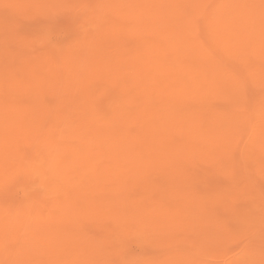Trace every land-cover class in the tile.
I'll use <instances>...</instances> for the list:
<instances>
[{"label": "bare ground", "instance_id": "bare-ground-1", "mask_svg": "<svg viewBox=\"0 0 264 264\" xmlns=\"http://www.w3.org/2000/svg\"><path fill=\"white\" fill-rule=\"evenodd\" d=\"M127 2L132 9L131 14L138 16V19L132 30L122 33V37L131 38L133 46L118 60H114L115 54H109L108 50L106 53L99 51L96 57L91 58L92 62L86 60L91 63L80 70V73L70 71L66 77L63 75L66 83L62 84L63 87L59 95L57 94V109L37 110V78L15 79L10 90L18 91V95H14L15 99L10 100L7 106L0 99V181L4 175L3 178H7V172L22 160L16 155L17 148L28 144L31 149H35L33 151L36 154L37 149L43 151L45 156L42 152V159L45 160L42 162L52 166L49 167L50 171L48 170L50 181L46 182L49 184L47 189L70 186L66 193L64 192L65 197L56 199L57 197L53 196L54 205L58 210L57 216L56 213H51L42 217L43 214H37V211L28 221V244L32 249L28 246L31 255L27 257L29 260L26 264H132V261L129 262V259L123 257L119 263L114 261L119 251L117 242L122 237L127 240L133 234L148 232L155 233L164 241V251H171L161 257H156L155 253V256H148L146 252L149 251H140L146 256L141 255L143 259L137 261L138 264H202L200 255L194 253V249L182 251L180 246L182 252L172 251L175 244L174 232L180 231V222L189 223V226L194 220L212 222L214 218H211V212L225 205L224 200L212 198L211 195L210 199L204 200L201 188L195 186V179L202 177L206 184H213L212 182L218 181L220 177L229 181L237 164L246 172L251 161L254 165L259 163V167L264 168V92L256 103H249L246 96L247 91H264V0H223L216 4V10H212V18L210 16V19L205 20L201 31L197 21L200 20L199 16L206 18L201 11L206 8L208 0ZM22 6L21 8L25 9ZM101 8L103 9L102 5ZM99 18L101 20V16ZM95 23L94 25H97V22ZM106 25L108 28V24ZM144 35L151 36L154 46L148 47L149 43L141 40ZM110 36L115 38L113 29ZM4 42L3 38L2 43ZM141 50H145L143 55H139ZM247 53L253 55L252 59L249 58V64L252 65L250 80L248 77L238 76V71H234L232 64H235L234 61H246ZM52 71L57 72L54 69ZM83 76L85 78L81 79ZM9 77L15 78L14 75ZM104 79L113 80V84L107 86L108 92L113 91L115 95L117 90L123 94L120 97L117 95L118 99L115 95V102L112 101L100 110L98 105L101 104H97L100 102H96L94 97L99 92L105 94L106 88L100 85L96 87L94 82ZM24 84L25 88H22ZM28 86L31 91H25ZM111 97L108 99H113ZM17 98L20 101L16 100ZM24 100L26 102L23 104ZM13 103L16 105L13 106ZM256 110L261 113L255 117ZM64 125L66 130L62 129ZM243 137L250 142L251 151L255 150L256 159L245 155L248 143H241ZM233 151L239 153L238 161L236 156L231 154ZM242 189L244 190V187ZM244 196L243 198H246ZM221 209L225 212L224 208ZM8 215L4 208L0 209V238H5L12 232L13 227L9 219L12 216ZM54 215L55 217H52ZM22 216L18 220H21ZM89 223L98 224V235L87 237L89 234L85 226ZM132 223L137 225L133 226ZM214 231L217 234L214 240L221 238V241L224 229L214 227ZM118 232L123 235H117ZM205 233L206 237L211 236L207 231ZM18 241L20 243V240ZM208 241L207 238L195 240L198 246ZM12 242L15 245V241ZM8 246H13V243ZM151 247L153 249V246ZM203 248L205 247L201 246V249ZM250 248L252 247H249V250ZM161 251L164 252L163 249ZM2 252L0 264H11ZM24 257L21 259L24 260ZM263 257L260 255L258 259Z\"/></svg>", "mask_w": 264, "mask_h": 264}, {"label": "rangeland", "instance_id": "rangeland-1", "mask_svg": "<svg viewBox=\"0 0 264 264\" xmlns=\"http://www.w3.org/2000/svg\"><path fill=\"white\" fill-rule=\"evenodd\" d=\"M51 1L52 2L54 1V2L52 3ZM51 1H48V0H35V1H33V0H23V1L19 0V2H18V0H11V1L0 0V14H1L0 15V58H1L0 59V77H1L0 78V99L6 103V106L10 100L15 99L14 95H16V94L18 95V93H19L18 91H11L10 90L11 88H13L14 80L15 79H24V78L28 77L30 79L32 78V80L37 78V82H36V85H37V110L38 109L41 110L44 108H45L44 109L45 111L46 110H55V108L56 109L58 108L57 105L59 103H58L57 98H58V95H59V93L63 87L62 84L66 83V81L63 79V75L66 77L67 74L70 73V71H73V72L76 71L75 74L80 73V70H83L89 63H91L92 62L91 58L93 59V57H96L97 53L99 51L106 53L108 50L109 54L111 52L115 54V56H114L115 58H113V59L118 60V59H121L120 57L122 56L123 53H125L127 50H129L131 48V46H133L132 45L133 41L131 40V38L122 37V35H124L122 33L127 32V31L129 32L132 30L136 20L138 19V16L131 14L132 9L129 6L127 0H114V1L113 0H78V1L77 0L76 1L71 0L73 2H70V0H66L64 2H62L61 0H51ZM222 1L223 0H218V1L217 0H214V1L208 0V2H206V8L201 11L203 16L206 18H203V17L201 18V16H199L200 20L197 21L200 31L202 30L203 26L205 25L204 23H206V21L208 19L212 18V15L214 14V11L216 10L215 6L220 4ZM42 2H44V3H42ZM60 2H62V3H60ZM74 2H75V4L77 3L76 6H75ZM19 3H21V5ZM41 3L44 5H42ZM48 3L49 4L51 3V4L49 5ZM63 3L65 4V6ZM27 4H28V6H27ZM60 4H63V5H60ZM207 4H209V5H207ZM210 4H211V6H210ZM101 5H102L103 9L101 8ZM109 5H111V6H109ZM17 6L19 7V11H18ZM21 6L24 7L25 9H22ZM42 6H45V7H42ZM208 6H209V8H208ZM28 7L30 10L28 9ZM39 7H40V9H38ZM41 7H42V9H41ZM98 7H100V8H98ZM12 8H14V9L12 10ZM110 9H112V10H110ZM212 10H214V11H212ZM110 11H111V13H110ZM119 11H120V14H119ZM26 13H28V14H26ZM35 13H37V14H35ZM100 16H101V20L99 18ZM7 18H9V19H7ZM187 19L190 20L189 17H187ZM187 19H185V20L187 21ZM14 20L16 21L15 24H14V22H15ZM33 20H35V21H33ZM89 21H90V24H89ZM201 21H203V22H201ZM95 22H97V25H94V24H96ZM102 23H104V24H102ZM85 24H86V26H84ZM106 24H108V28H107ZM202 24H204V25H202ZM9 25H11V26H9ZM6 26H7V28H6ZM22 28H24L25 30ZM123 28H125V29H123ZM112 29L114 32V37H115L114 39L111 38V36H110V31H112ZM107 30L109 33H107ZM89 33H91V34H89ZM6 35H7L8 39L6 38ZM21 35L22 36L24 35V36L22 37ZM24 37H26V39ZM3 38L5 41L4 43H2ZM22 38H23V40H22ZM82 38L85 41H87L88 43L85 42L84 40H82ZM5 39L7 40V42ZM24 39H25V41H24ZM114 40H115V42H114ZM141 40L145 41L147 44L149 43L148 47L154 46V41L151 42L153 39L151 38L150 35L142 36ZM9 43L10 44L12 43V44L10 45ZM13 43H15L17 45H15V44L13 45ZM23 44H25V45L23 46ZM75 44H77V45H75ZM8 45H10L11 47ZM26 47H27V49L25 50L24 48H26ZM148 47H146V48H148ZM144 51L145 50H141L139 52V55H143ZM59 53H61V54H59ZM68 54H70V55H68ZM249 54H250V56H249ZM251 56L253 57L252 53H247L246 54V58H247L246 61H244V60L234 61L235 64L232 62L233 67L235 69L234 71L235 72L238 71L236 73V74H238V76H244V77L249 78V75L251 74V66H252L251 63L249 64L250 59H252ZM51 58H52V60H51ZM86 60H90L91 62L86 61ZM71 61H72V63H71ZM236 62H239V63H236ZM52 63H53V66H52ZM64 63H66V64H64ZM234 65H236V66H234ZM5 67H6V70H4ZM248 67H249V69H248ZM24 69H25V72L23 71ZM53 69L56 70L57 72L52 71ZM1 70H3V71H1ZM8 71H9V73H7ZM58 73H59V75H58ZM10 75H14L15 78H13V79L10 78L9 77ZM80 78L83 79V78H85V76L80 77ZM104 80H99V81L95 80V82H94L96 87H99V85H100V87L104 86L103 88L104 89L106 88L105 94L101 93L102 94V96H101V94L99 92V94H96V96L94 97L96 102H100L97 104H101V105H98V108L101 107L100 110L105 108V106L110 105V103H112V101L118 99L117 95H119V97H120L123 94V93L121 94L122 91L116 90L115 91V93H116L115 95L117 96V98H116L113 91H111V90H110L111 92L107 91L108 90L107 86L112 85L113 80H110V79H109L110 81L109 80L104 81ZM249 80H250V78H249ZM23 81H25V80H23ZM44 81H46V82H44ZM22 88H25V84L23 85ZM25 91H31V88L28 86L25 89ZM42 91H44V92H42ZM56 92H58V93H56ZM106 92H108V94ZM112 92H113V94H112ZM263 92L264 91H250V92L247 91L246 96H247V98H249L248 99L249 103L250 102L251 103L252 102L253 103L259 102L258 99H259V97H261L260 94L261 93L263 94ZM11 93H13V94H11ZM252 94L253 95L255 94V95L253 96ZM103 95H105V96L103 97ZM111 96H113V97H111ZM110 97L113 99H108ZM255 97H258V98H255ZM28 98H29V96H28ZM114 98H116V99H114ZM107 99H108V101H107ZM16 100L20 101V99H18V98ZM106 101L107 102L110 101V102L107 103ZM25 102H26V100H24L23 104ZM105 103H106V105H105ZM45 104H46V106H45ZM15 105H16V103H13V106H15ZM102 106H104V107H102ZM100 112H102V111H100ZM260 113L261 112H258L256 110V111H254V116L256 117ZM255 122H256V120H255ZM59 129H61V128H59ZM62 129L66 130V126L64 125V127H62ZM1 133H2V123L0 122V139H1ZM64 134H66V133H64ZM243 138H242L243 140H241V143H243V144L245 142L248 143L245 155L251 156L250 157L251 159H256L255 156H257V155H256L255 150L251 151L250 142L246 140L247 138L246 139H245V137H243ZM59 140H63V138L62 139L59 138ZM247 149L250 151H248ZM33 150H35V149H33V147L31 149V147H29L28 144L19 146V148H17V150H16V155L18 154L20 159H22V160L15 166V168H12V170L10 172H7V174H8L7 178L5 177V179H4L3 178L5 176L4 175L0 181V209L4 208L6 211V214L7 215L9 214L8 216H12V218L9 217V219L11 220V223H12L11 226L13 227L12 232L9 236H7L5 238H0V252L3 251L2 253L5 254V259L7 257L6 260H8L11 264H20V263L26 264V262H28V260H29V259H27V257L28 256L30 257V255H31V253L29 254V252H31V251L28 250L29 247L32 249V246L28 244L29 240H30L28 232H27L28 221L30 219H32V216L34 214H36L37 211H38L37 214H41V213L43 214V215L41 214L42 217H46V215L49 216V215H51V213L52 214L56 213L55 215L57 216L58 210H57V207H55V205H54V200L56 197H57L56 199H58V198L61 199V198L65 197L64 194L66 193V189L70 188V186L68 185L67 188H60L59 187L55 190L47 189V187H49V184H47L46 182L50 181V177L48 176V174H49L48 170L50 171L49 167L52 168V166H50L46 162H45L46 164L44 162H42V160H45V158L42 159L43 158V156H42L43 151L40 152L37 149V154H36V153H34L35 151H33ZM231 154L235 155L236 161H238L237 159L239 158V153L237 151H233ZM43 155H44V152H43ZM41 162H42V164H41ZM258 164L254 165V163H252V161H251V163L249 162L246 172L242 169L240 164H237V168L234 169L233 176L231 177V179H229V181L226 178L220 177L221 179H219L218 181L216 180V181L212 182L213 184H211V182H209V181H208L209 183L206 184V183H204V179L202 177H198L197 179H195V186H197L199 189L201 188V190H202L201 196L203 197L204 200L210 199L209 195H211L210 197H212V198L213 197L219 198L220 201L224 200L225 205L222 207H219L217 210L211 212V218H214L212 220V222L207 220V221H205L206 223H204V221H202L201 219L193 221L190 219L188 220V218H186V220H188V221H193V223L190 224V226L192 228L189 226V223L185 224L183 222L181 224V222H180L179 224L182 228H180V226H179L180 231L176 230L174 232L175 244H174L172 251L182 252V251H184V249H194L193 252L194 253L196 252L200 255V257H201L200 259H202V264H221V263L222 264H229L230 262H231L230 264H248L249 261H254L256 264H260L261 260L262 259L264 260V257H263L264 256L263 255L264 254V180H263L264 168H262L263 166L259 167L261 165L260 164L258 165ZM248 168H250V169H248ZM251 168H252V170H251ZM237 171H238V174H237ZM241 171H242V173H241ZM36 172H38V173H36ZM251 174H252V177H251ZM240 177H241V181L242 182L244 181L243 182L244 184H242V182L240 181ZM247 179L250 180V182ZM261 179H262V181H261ZM231 180L233 181L232 183H231ZM220 182L222 183V185ZM256 182H258L259 184H257ZM239 183H240V185H239ZM228 185H230V186H228ZM259 185L261 188H259ZM206 187L208 189H206ZM229 187H230V189H229ZM231 187H233V188H231ZM242 187H244V190L242 189ZM226 188L228 189V191ZM222 189H225V191ZM231 189H233L234 191ZM239 189L241 191H238ZM60 192H61V194H60ZM204 192H206V193L204 194ZM241 193L243 196L245 195L244 197H246L247 199L243 198ZM212 194H213V196H212ZM57 195H59V196H57ZM234 195H236V196H234ZM53 196L54 197L56 196V197L53 198ZM224 197H226V199ZM258 197H260L259 200L257 199ZM48 198H50V200ZM238 199H239V201H238ZM42 202H44V203H42ZM260 204H262V205H260ZM36 207L38 209H36ZM221 208H224L225 212H223V210ZM236 208H237V210H236ZM226 212H230V213H226ZM29 213H31V214L29 215ZM225 213L227 214V216ZM245 213H246V215H245ZM55 215L52 217H55ZM231 215H234V216H231ZM249 215H251V216H249ZM20 216H22L23 218H21V220H18V219H20ZM220 216H222L221 218H223V219L219 218ZM225 216H226V218H225ZM229 217H230V219H229ZM245 217L247 218V220ZM241 219H243V220H241ZM208 221L210 223H208ZM202 223H203V226H202ZM221 223H222V225H221ZM132 224H133V226L137 225L135 223H132ZM211 224L213 226H211ZM227 225H228V227H227ZM203 227H204V229H203ZM214 227H221L224 229V232L222 233L223 239L221 241H220L221 238L220 239L217 238V240H216L217 242L214 240L217 237V234L214 231ZM85 229L87 230V234H89V235H87V237H93L95 234L98 235V232H99L98 224L96 225L95 223H89L88 225L85 226ZM13 231H14V233H13ZM204 231L205 232L207 231V233H210L211 236L206 237L207 234ZM21 233L24 235H22ZM118 233L119 234H117V235H123L120 232H118ZM12 234H14V235H12ZM252 234H253V236H252ZM140 235L142 237H140ZM151 235L153 236V239H152ZM192 235H193V237H192ZM176 236L178 238H176ZM202 238H204V239L207 238L209 241L206 242V244L203 243V244H199V246H198V243H196L195 240L196 239L202 240ZM124 239L125 238L122 237L117 242L118 246H116V247H118L117 249L119 251H121L120 253L118 251L117 252L118 254L115 257L114 261H117V263H119L118 261L120 259L122 260V257H123L126 260L129 259L128 260L129 262L132 261V264L133 263L138 264L137 261H140L143 259L141 257V255L146 256L145 253H144V255H143V253H141L144 251L145 252L149 251V252H146V253H148L147 254L148 256L154 255V253H155L156 257L157 256L161 257L162 255L166 254L168 251H171L170 249L164 251V248H163L164 247L163 246L164 241L159 239L157 237V235L153 232H148L146 234L145 233L144 234L136 233V234H133L127 240L125 239L126 241ZM5 240H6V242H5ZM18 240H20V243ZM143 240H144V242H143ZM190 240H192V241H190ZM227 240H229V241L227 242ZM12 241H15V245H14V242H12ZM240 241H242V242H240ZM183 242H184V244H183ZM194 242H195V244H194ZM12 243H13V246H11ZM130 243H132V245ZM154 243H156V244H154ZM177 243L179 244L178 246H177ZM253 243H255V244H253ZM146 244H147V246H146ZM8 245H10L11 247H9ZM121 245H123V246H121ZM246 245L248 246V248ZM18 246H20V247L16 248ZM151 246H153V249H156L155 250L156 252L152 249ZM180 246L182 247V251L180 249L181 248ZM201 246H203L205 248L201 249ZM122 247H123V250H122ZM195 247L197 248V250ZM249 247H252V248H250L251 251L249 250ZM128 248H129V250H128ZM162 249L164 252L161 251ZM209 250H210V252H209ZM123 251L126 254H124ZM245 251H247V252H245ZM254 251H256V252H254ZM242 252H243V254H242ZM128 253H130V254H128ZM135 253H139V254L135 255ZM123 254H124V256H123ZM132 254H134V255H132ZM209 254L211 255V257ZM260 255L263 258L258 259V257ZM133 256H134V258H133ZM23 257H24L25 261L23 259H21ZM139 258H141V259H139ZM236 258L238 260H236ZM37 259H40V257H37ZM14 261H20V262L14 263ZM133 261H135V262H133ZM225 262H227V263H225Z\"/></svg>", "mask_w": 264, "mask_h": 264}, {"label": "snow or ice", "instance_id": "snow-or-ice-1", "mask_svg": "<svg viewBox=\"0 0 264 264\" xmlns=\"http://www.w3.org/2000/svg\"><path fill=\"white\" fill-rule=\"evenodd\" d=\"M248 264H255V262H254V261H249ZM260 264H264V260H262V261L260 262Z\"/></svg>", "mask_w": 264, "mask_h": 264}]
</instances>
